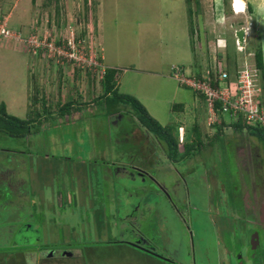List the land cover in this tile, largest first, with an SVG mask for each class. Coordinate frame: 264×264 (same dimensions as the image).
<instances>
[{"label": "rangeland", "instance_id": "374dc122", "mask_svg": "<svg viewBox=\"0 0 264 264\" xmlns=\"http://www.w3.org/2000/svg\"><path fill=\"white\" fill-rule=\"evenodd\" d=\"M197 2L190 1L191 36L185 0H0V26L21 39L0 37V104L17 119L35 118L27 137L0 132L1 253L30 254L40 246L56 252L60 264H138L115 244L128 239L150 243L174 264H237L239 256L244 264H264V232L253 252L246 219L254 216L243 202L247 194L252 205L264 199V145L256 136L244 126L218 140L201 133L200 145L186 146L190 154L179 159L170 142L171 158L160 164L153 158L160 140L140 125L129 102L119 101L122 113L108 117L95 102L105 67L114 69L118 93L136 99L180 142L173 131L181 108L201 112L203 100L171 77V66L186 75L214 57L223 68L231 61L234 82L238 68L252 70L247 53L264 46V0H242L245 12L235 0ZM241 28L247 33L238 51ZM255 79L259 87L262 79ZM202 113L208 129L215 114ZM229 138L245 150L236 169ZM247 149L251 161L242 168ZM7 151L32 157L23 164ZM146 153L156 163L137 167L144 176L133 167L117 171V164H139ZM8 167L18 169L13 188L2 180ZM25 224L30 228L22 230ZM74 251L72 260L67 255ZM25 261L14 255L10 264Z\"/></svg>", "mask_w": 264, "mask_h": 264}, {"label": "built area", "instance_id": "2783aa9c", "mask_svg": "<svg viewBox=\"0 0 264 264\" xmlns=\"http://www.w3.org/2000/svg\"><path fill=\"white\" fill-rule=\"evenodd\" d=\"M0 37L21 41L2 26H0ZM237 50L241 51L242 47L237 45ZM202 67H204L203 70H201ZM241 67L234 74V82L228 81L227 64L224 69L215 57L206 65L198 66L196 70L186 75L182 67L178 69L171 66L170 71L171 77L179 85L198 93L209 113L215 114L214 120L213 115L207 119V126L219 123L221 120L219 118L227 115L234 121L242 120L246 126L264 129V103L260 101L257 103L255 100L260 98V89L253 81L248 65L244 64ZM178 131L179 140L182 141L183 128H178Z\"/></svg>", "mask_w": 264, "mask_h": 264}, {"label": "crops", "instance_id": "0c3cea01", "mask_svg": "<svg viewBox=\"0 0 264 264\" xmlns=\"http://www.w3.org/2000/svg\"><path fill=\"white\" fill-rule=\"evenodd\" d=\"M244 6H245V4H244ZM261 49H262V55H263V58H264V53H263L264 46ZM106 68L107 67H105V69ZM195 106H198V105H195ZM204 108H205V104L203 102L202 103V106L200 108L201 112H202V110ZM184 109L181 108V110H180V118H178V120L176 121V124L174 126L175 128H178V127H182L183 128V141L182 142H178L179 144L178 143L176 144V152L175 153H176V157H178V159L179 158H182L184 156L181 153H183L185 151L184 149L186 148V146H189V148H190V147H192L191 145H193L195 142H197V140H198L197 138L199 137V134L203 133V136H204V135H206V133L208 131H210L211 134H209V136L210 135L211 136H210L209 139L213 138L215 140H218L219 136H223V134H227L231 130H233V132H234V130H235V126L234 125H235V123H237V121L231 120L229 118H228V120H226L224 118V115L222 116V119L220 120L219 124L214 125L213 129H211V128H210V130H208L206 128L203 129V126H204L203 125V117H204L206 111H205L204 114L203 113L201 114V112H197L195 110V107H194L193 114L191 115L190 113L185 112ZM194 110L196 112H194ZM182 114H184V115H182ZM118 117L119 116H117V118ZM23 120H25V119H23ZM187 124H189V125H187ZM190 124H191V126H190ZM159 125L162 126V127L168 126V125H161V124H159ZM137 127L139 128V125L138 124H137ZM200 128H201V130H200ZM136 130H139V129H136ZM138 132H139V134L141 133L140 130ZM173 132H174V137H176L177 134H178V131L175 130ZM140 136H141V134H140ZM230 139L231 138H229V140ZM233 139L234 138H232L230 140V142H228V143H231V144H229V146H231L230 149L233 150L232 152H233L234 168L236 169V167H235V164H236L235 163V158L238 157L237 154H236V150L239 149V147H242V146L240 145V143L237 140V138L234 141H233ZM157 143H158L157 146L161 148V151L159 153H157L153 158H156V161L158 163L162 164L163 161L161 162V159L163 157H164L163 160L169 159V158H171V156H170L171 154H169L168 149H167V146H165V143H163L161 141H158ZM206 143H209V141H207ZM189 144H191V145H189ZM144 145L145 144L142 143V146H144ZM181 147H183V150L180 149ZM241 149H242V151H240V153L241 154H244V151L245 150L243 148H241ZM16 153L17 152L11 151V154H10V152L7 151V154L8 155L13 156L12 158H14L15 155H21L23 164H25L27 162V161H25V159H27V158L28 159H31V157H32V155H30L29 153H24V152H18L19 154L18 153L16 154ZM146 155H148V156H146ZM15 158H16V156H15ZM156 161L154 162V160L151 159V155H149V153H146V154L142 155L139 164H137L135 162H134L135 164L133 162L129 163L128 164V167L129 168L127 166H124V169H123L122 165H118L117 164V167H119L117 171L118 172H123V170H128V169H130V167H133V170L134 171H136V168L137 167H141V168H143V170H146L145 167H149V168L150 167H154V164L156 163ZM86 162L88 163V161H86ZM68 163H70V162H68ZM91 164H94V163H91ZM80 165H81V163H80ZM8 168H10V167H8ZM8 168H4L3 171H2L3 174L4 173L5 174L7 173L6 176H4L5 174L2 176V177H6L5 179H2L3 181H10L11 176H14V177L17 178L16 170L18 171V169H15L17 167H15L13 169H11V168L8 169ZM139 170H141V169H139ZM139 170L136 171V172L139 173ZM42 171H44V170H42ZM140 172L143 173L142 171H140ZM25 173H30V168H25ZM141 176H144V175L141 174ZM40 178H42V177H40ZM17 181H18L19 184L22 185V183H23L22 180L20 181V179H18ZM0 182H1V179H0ZM10 183H11V181H10ZM10 183H9V186L12 187V188H13V186L16 185L15 182L14 183H11V184ZM163 185L164 184H162V185L159 184V186L162 189H164L162 187ZM164 187H165V185H164ZM161 188L159 189V192L162 191ZM21 196H22V194L20 196L18 195V198H20ZM16 201H17V198H16ZM246 204H247L246 209H248L249 210V213H250L251 212L250 211V207H251V205L253 203L251 201H248ZM26 225L27 224H25L23 226L22 230H24L27 227ZM27 228H30V226H28ZM37 241L39 242L40 240H37ZM129 242H134V241H130L128 239H122V240H119V242H116L115 244L118 245L117 247H119V249L122 251V254L123 255H124V253H126L127 255H129V257L131 256L133 258V260H137L138 264H174L173 261H172V259H170L169 257H167V255L164 254V252L158 251L156 248H154L153 250L156 251V252H158L163 258H160V257L155 256V255H153L152 253H150V252H148L146 250H143L141 248H138L136 246H133ZM148 244H149L148 246H150V243H148ZM145 245H144V247L149 248L147 245L146 246ZM41 248L42 247H40V246H39V248L37 247L38 250H36V251H34L33 253H30V254H29L28 251L21 250V249H18L17 251H15L16 253H13V254L12 253H6V252L5 253H1L0 252V264H3V262H4V264H6V263L10 264V261L12 260V256H14V255L20 257V260L21 259L22 260H24V259L25 260L26 259L29 260V261H25L24 264H28V263L29 264H32V262H33V264H39L40 262H41V264H52L54 261H57V263H59L58 262L59 257H58V255H57L56 252H54V251H52V252H50V251L49 252H41L42 251ZM37 255L42 256L43 259L42 260L37 259L38 258ZM65 255H67L66 252L63 253V256H65ZM67 257H69L72 260L78 258V256L75 255V251L73 253L67 255ZM32 259H34V261H32ZM91 263H92V260L91 259H88V263H86V264H91ZM94 264H96V263L94 262Z\"/></svg>", "mask_w": 264, "mask_h": 264}, {"label": "trees", "instance_id": "16d2710c", "mask_svg": "<svg viewBox=\"0 0 264 264\" xmlns=\"http://www.w3.org/2000/svg\"><path fill=\"white\" fill-rule=\"evenodd\" d=\"M190 1L191 0H185L186 4L188 5L187 8V13H188V19L190 21V33L191 36L193 34V29L191 27L192 24V15H193V11L190 8ZM196 4H198L197 0ZM249 57H251V60L253 61V67L251 73H252V78L253 81L255 82V84H257L255 76L257 74V76L259 75V78L262 79V84H260V86L258 87L260 89V97H262V99L260 98H256V102L259 103V101L262 103L263 102V96H261V93L263 92V83H264V59H263V55H262V49L261 48H257L254 51H250L247 53ZM230 60V58H228V61ZM230 62V63H229ZM227 63L228 65V70L231 69L230 65L232 64L231 61H229ZM234 64V63H233ZM115 74L116 71L114 69H108L106 68L104 71V75H103V81H102V85H103V94L102 96H100L97 100L95 99V102L101 106L102 109H104V113L106 114L105 116H112L115 115L117 113H122V111L120 110L119 106H120V102H129L132 106V108L134 109L135 112V116L138 120V122L140 123L141 126H144L145 129H147V131L153 133L156 137V139L158 138L160 141H162L163 143H165V146H167L168 151L171 150V145L170 142L174 144L175 146V151L176 152V143L177 140L173 138L172 136V132L169 130L170 126H166V127H162L160 126L146 111V109L133 97L130 96H124L122 94H119L116 88V81H115ZM259 85V84H258ZM264 95V94H263ZM121 102V103H122ZM260 103V104H261ZM71 105L72 103L69 102L68 104L62 105L60 106L57 110L60 111L61 109H64L66 106ZM70 108V107H69ZM78 109V108H77ZM81 109V108H80ZM74 111V110H73ZM47 113L49 114V112L47 111ZM35 121L32 118L27 119V120H20L17 119L13 116H10L9 114H7L6 110H5V106L3 104H0V132L7 134L10 137L13 138H23V137H27L32 133V127H33V123ZM235 130L238 132H241L244 126L248 133L256 136L258 138V140H260L261 144L264 145V129L261 127H252V126H246L242 120H238L237 123H235ZM109 129V128H107ZM172 129V128H171ZM263 134V135H261ZM199 139V137L197 138ZM197 142L199 143V140H197ZM197 142H195L193 145H191L192 147H187L189 148L190 151H192L193 149H195V144H197ZM200 145V143H199ZM185 148V149H187ZM188 153L190 154V152H188L187 150L184 151V155ZM171 154V153H170Z\"/></svg>", "mask_w": 264, "mask_h": 264}, {"label": "flooded vegetation", "instance_id": "af4514ba", "mask_svg": "<svg viewBox=\"0 0 264 264\" xmlns=\"http://www.w3.org/2000/svg\"><path fill=\"white\" fill-rule=\"evenodd\" d=\"M239 151V152H238ZM240 151H242L241 148L237 149V156H244L243 154L240 153ZM250 150L247 149V155L246 157L243 159V162L241 164V167L243 168L245 164H250V161H251V154L249 152ZM248 156V157H247ZM250 157V158H249ZM248 161V162H247ZM245 171V168L244 170ZM239 173H242V172H239ZM244 173H248V171H245ZM250 195H246V199L243 201L244 202V205L245 207H247V202L250 200ZM250 213L249 214H252L253 213V219H249L252 215H250L249 217H247V225L250 227V231L251 233L249 234V248H251V245H254L255 246V250H252L253 252H256L259 248H260V244H261V236L264 232V199L262 201V203H259L258 200H257V203L254 204V205H251L250 207ZM257 213H258V216H257ZM251 227H252V230H251ZM256 235L258 236V240L256 241ZM254 255V254H253ZM240 257V256H239ZM242 261L243 264L245 262V260H247V258H241L239 259V261ZM239 261L237 263H239Z\"/></svg>", "mask_w": 264, "mask_h": 264}, {"label": "water", "instance_id": "95a60500", "mask_svg": "<svg viewBox=\"0 0 264 264\" xmlns=\"http://www.w3.org/2000/svg\"><path fill=\"white\" fill-rule=\"evenodd\" d=\"M244 37H245V29H244V28H241V29H238V30L235 31V38H236V41H237V45L242 46V43H243V41H244ZM138 170H139V169L136 168V171H138ZM140 171H142V170H139V173H140V174L145 175L143 171H142L143 173H141ZM147 173H148V172H147ZM144 179H145V178H144ZM160 185H161V184H160ZM157 186H158V185H157ZM162 187L165 188L164 185H163ZM163 194H164V193H163ZM157 195H160V192H158ZM255 240H256V241L258 240V236H257V235H256V239H255ZM129 243H130V242H129ZM130 244L133 245V246H136V247H138V248H141V249H143V250H146V251L152 253V254L155 255V256H158V257H160V258H163L158 252L154 251L153 249H151V248H147V247H144V246H141L139 241L134 242V244H133V243H130ZM251 248H252V250H255V246H254V245H251ZM237 259H240V257H238ZM237 264H243V262L240 260L239 263H237Z\"/></svg>", "mask_w": 264, "mask_h": 264}, {"label": "clouds", "instance_id": "9594fccd", "mask_svg": "<svg viewBox=\"0 0 264 264\" xmlns=\"http://www.w3.org/2000/svg\"><path fill=\"white\" fill-rule=\"evenodd\" d=\"M235 4L238 6L237 7V11H244L245 12V9H246V7L244 6V10H243V2H242V0H235ZM231 10H232V12H233V14H234V11H233V8H232V5H231ZM243 14V13H242ZM245 35H246V31H245ZM245 38V37H244ZM241 51H243V49L241 50ZM201 97V96H200ZM205 109H206V107H205ZM207 112V111H206ZM222 119V118H221ZM233 120V119H232ZM214 125H216V124H214ZM206 127L208 128V129H210V128H213L214 126L212 125V126H207V123H206ZM178 128H180V127H178ZM178 128H177V131H178ZM182 128V127H181ZM177 137H178V139H179V131H178V134H177ZM180 141V140H179ZM182 141H183V132H182ZM182 141H180V142H182Z\"/></svg>", "mask_w": 264, "mask_h": 264}, {"label": "bare ground", "instance_id": "6f19581e", "mask_svg": "<svg viewBox=\"0 0 264 264\" xmlns=\"http://www.w3.org/2000/svg\"><path fill=\"white\" fill-rule=\"evenodd\" d=\"M243 10H244V9H243ZM243 12H244V11H243ZM243 12H242V13H243ZM242 13H241V14H242ZM246 33H247V32H246ZM239 46H240V45H239Z\"/></svg>", "mask_w": 264, "mask_h": 264}]
</instances>
